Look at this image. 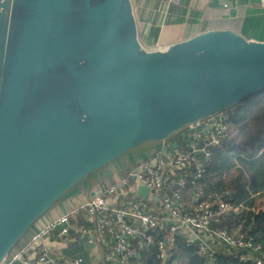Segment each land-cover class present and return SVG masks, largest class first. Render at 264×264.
Returning a JSON list of instances; mask_svg holds the SVG:
<instances>
[{
    "label": "water",
    "instance_id": "95a60500",
    "mask_svg": "<svg viewBox=\"0 0 264 264\" xmlns=\"http://www.w3.org/2000/svg\"><path fill=\"white\" fill-rule=\"evenodd\" d=\"M263 88L264 41L234 30L147 50L131 0H0V263L96 171ZM85 240L63 254L88 264Z\"/></svg>",
    "mask_w": 264,
    "mask_h": 264
},
{
    "label": "built area",
    "instance_id": "2783aa9c",
    "mask_svg": "<svg viewBox=\"0 0 264 264\" xmlns=\"http://www.w3.org/2000/svg\"><path fill=\"white\" fill-rule=\"evenodd\" d=\"M230 128L224 110L152 144L138 158H118L112 167L96 171V187L89 197L37 228L35 221L25 244L0 264H80L64 254L52 256L47 237L65 246L86 237L83 243H93L88 264H131L151 247L164 264L177 241L193 248L206 264H216L222 254L243 264H264V250L250 234L239 226L232 232L217 226L222 216L240 213L242 203L234 202L231 193L207 192L198 185L212 149L228 137ZM124 160L129 167L120 175ZM106 178L112 183L102 187ZM139 187L147 190L145 197L137 193Z\"/></svg>",
    "mask_w": 264,
    "mask_h": 264
},
{
    "label": "trees",
    "instance_id": "16d2710c",
    "mask_svg": "<svg viewBox=\"0 0 264 264\" xmlns=\"http://www.w3.org/2000/svg\"><path fill=\"white\" fill-rule=\"evenodd\" d=\"M225 112L231 125L229 135L212 149L210 161L198 185L207 192L231 193L234 202L242 203L240 213L222 216L217 226L229 232L239 226L241 231L250 234L264 250V88ZM123 157L120 156L119 159H125ZM113 162L107 166L111 164L112 167ZM125 164L126 160L122 163L124 166L119 171L120 175L127 172L129 165ZM111 183L112 180L106 178L102 187ZM131 264L162 263L156 256V249L151 247L142 251ZM164 264H206V261L193 248L177 241L171 258ZM216 264L243 263L233 256L222 254L218 256Z\"/></svg>",
    "mask_w": 264,
    "mask_h": 264
},
{
    "label": "crops",
    "instance_id": "0c3cea01",
    "mask_svg": "<svg viewBox=\"0 0 264 264\" xmlns=\"http://www.w3.org/2000/svg\"><path fill=\"white\" fill-rule=\"evenodd\" d=\"M131 3L138 40L147 50H164L170 44L210 29H231L246 39L264 41V0H178V4H170L167 0H131ZM96 175L86 179L85 192L76 185L48 209L33 228L51 221L70 205L89 197L96 187ZM33 228L14 251L25 244ZM44 241L52 256L61 257L66 247L62 241L53 237ZM7 264L21 262L11 260Z\"/></svg>",
    "mask_w": 264,
    "mask_h": 264
},
{
    "label": "rangeland",
    "instance_id": "374dc122",
    "mask_svg": "<svg viewBox=\"0 0 264 264\" xmlns=\"http://www.w3.org/2000/svg\"><path fill=\"white\" fill-rule=\"evenodd\" d=\"M173 137H172V139L170 138L169 140H168V142H171V141H173ZM154 143H156V142H148V143H144V144H142V145H140V146H138V147H136V148H134L133 150H131V151H129V152H127L126 154H123L122 156H124L123 158H125L126 160L128 159V157L129 156H134L135 158H138V157H140V156H142V155H144L148 150H149V147L152 145V144H154ZM131 161V160H130ZM127 162H129V159L127 160ZM113 164V163H112ZM128 163H126L125 165H127ZM110 166H111V164H110ZM109 166V167H110ZM107 167V166H106ZM105 169H107V168H105L104 167V170ZM104 170H102V171H104ZM92 175H94V173L92 174ZM92 175H90V177L92 176ZM87 181H86V179L85 180H83V181H81L79 184H77L78 186H80V188L82 189V191L83 192H85L86 190H87ZM18 243H19V241L16 243V245L13 247V249H12V251H14V250H16V248H17V246H18ZM96 251V249H93L92 250V252H95Z\"/></svg>",
    "mask_w": 264,
    "mask_h": 264
}]
</instances>
